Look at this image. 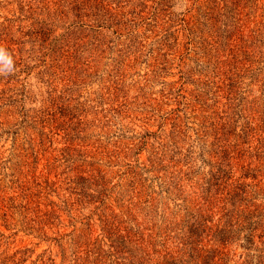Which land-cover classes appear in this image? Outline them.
Listing matches in <instances>:
<instances>
[{"label":"rangeland","instance_id":"1","mask_svg":"<svg viewBox=\"0 0 264 264\" xmlns=\"http://www.w3.org/2000/svg\"><path fill=\"white\" fill-rule=\"evenodd\" d=\"M0 264H264V0H0Z\"/></svg>","mask_w":264,"mask_h":264}]
</instances>
